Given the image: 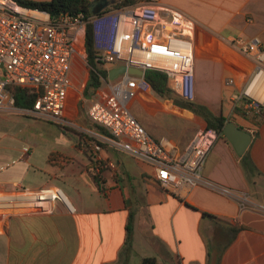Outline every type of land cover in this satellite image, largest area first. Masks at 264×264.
Listing matches in <instances>:
<instances>
[{"label":"crops","instance_id":"obj_1","mask_svg":"<svg viewBox=\"0 0 264 264\" xmlns=\"http://www.w3.org/2000/svg\"><path fill=\"white\" fill-rule=\"evenodd\" d=\"M152 2L179 9L196 24L199 105L252 135L243 157L220 135L202 175L215 186L247 196L255 208H242L236 198L202 186L186 190L183 196L164 191L154 181L152 166L116 149L107 132L90 121L85 103L72 97L73 87L66 118L79 141L54 155L49 180L28 188H61L76 211L71 214L56 202L51 214H22L0 222V264H139L148 257H155L158 264H264V201L258 198L264 193V113L246 110L240 99L256 66L230 44L235 37L264 40V0H150L139 4ZM105 67L109 73L119 68L115 64ZM76 74L74 67L73 81ZM229 78L234 79V86L227 85ZM110 81L108 75L88 101L109 94ZM169 87L173 90L170 80ZM128 107L134 116L137 107L135 117L148 134L154 140L169 139L182 158L207 128L202 117L174 100L162 99L150 87L139 90ZM96 143L102 148L99 156L114 162L115 171L102 168L95 173ZM246 157L254 174L245 165ZM93 176L98 177L100 188ZM15 183L19 182L0 181L6 190H14ZM129 226L131 248L125 250Z\"/></svg>","mask_w":264,"mask_h":264},{"label":"built area","instance_id":"obj_2","mask_svg":"<svg viewBox=\"0 0 264 264\" xmlns=\"http://www.w3.org/2000/svg\"><path fill=\"white\" fill-rule=\"evenodd\" d=\"M92 25L99 60L106 64L125 62L128 68L166 73L172 88L188 102L196 99L195 22L180 10L158 3L105 10L97 16L68 14L52 17L47 11L30 8L16 0H0V111L18 110L34 118L71 127L66 118L67 100L73 88V71L78 57L86 59L85 37ZM230 44L256 66L240 99L246 110L264 108V40L258 36L235 37ZM84 53V54H83ZM111 92L87 108L90 121L105 130L112 145L155 170L154 181L166 192L183 196L186 190L207 187L236 198L242 208H255L247 196L215 186L205 180L203 168L220 134L205 129L190 153L182 158L167 138L154 140L131 113L128 103L141 89L150 87L144 76L122 74ZM142 78V79H137ZM234 86L233 78L226 81ZM11 84L40 92L32 109H18ZM97 166L116 170L112 161L100 156L101 145L93 147ZM6 190L0 185V222L22 214H51L56 202L69 213L75 207L63 189L33 190L20 183Z\"/></svg>","mask_w":264,"mask_h":264},{"label":"rangeland","instance_id":"obj_3","mask_svg":"<svg viewBox=\"0 0 264 264\" xmlns=\"http://www.w3.org/2000/svg\"><path fill=\"white\" fill-rule=\"evenodd\" d=\"M74 65L78 74L75 75L71 95L76 102L80 100L85 103L87 109L90 104L88 100L94 95L93 91H86L90 67L81 57L77 58ZM115 65L121 67L125 62L119 61ZM122 76L121 74L111 80L110 84L117 83ZM176 97L179 96L176 94L170 100L175 101ZM194 103L199 104L197 97ZM136 108L133 109L135 116ZM18 112L13 109L0 111V181H18L24 186L31 187L42 183L43 179L49 180L52 176L50 165L54 155L77 143L79 137L73 128ZM258 198L264 201V193H260Z\"/></svg>","mask_w":264,"mask_h":264},{"label":"trees","instance_id":"obj_4","mask_svg":"<svg viewBox=\"0 0 264 264\" xmlns=\"http://www.w3.org/2000/svg\"><path fill=\"white\" fill-rule=\"evenodd\" d=\"M20 4L47 11L52 17L56 18L63 14L77 16L84 14L86 18L91 17L89 5L93 0H50V1H33V0H16ZM144 1L150 0H123L120 3L106 9L121 8L127 6H134ZM85 51L86 61L90 67L89 84L86 91H93L94 93L102 86L103 80H107L109 72L104 68L105 64L99 60L98 51L95 48V35L92 25L87 26L85 37ZM145 81L150 88L162 99H172L177 94L169 87V77L166 73L150 70L145 74ZM7 90L14 96L15 105L18 109H32L40 95V92L34 88L23 87L20 85L11 84ZM178 95V94H177ZM179 96V95H178ZM176 104L186 110L193 112L204 119L207 124V129H215L220 135H223V129L227 123L224 116H216L208 107L199 105L194 102H188L182 97H176ZM264 113V108L260 109ZM245 165L249 172L254 174L255 168L248 157L244 158ZM94 183L100 188V181L97 176L92 177ZM206 215V214H205ZM209 216V215H206ZM132 222V219H131ZM131 223H129L130 225ZM129 235L125 245V250L131 248V228L129 226ZM139 264H158L155 257L144 258Z\"/></svg>","mask_w":264,"mask_h":264},{"label":"water","instance_id":"obj_5","mask_svg":"<svg viewBox=\"0 0 264 264\" xmlns=\"http://www.w3.org/2000/svg\"><path fill=\"white\" fill-rule=\"evenodd\" d=\"M121 1L123 0H93L89 5V10L91 15L97 16L106 9L116 5L117 3H120ZM113 71L116 72V74H113L112 73ZM128 73L139 76H145V73L142 70L135 68H128L126 65H124L110 71L109 80H113L121 74H128ZM223 135L232 144L236 153L239 156L243 157L247 155L252 142V135L250 133L240 129L234 123L228 122L226 123L223 129Z\"/></svg>","mask_w":264,"mask_h":264}]
</instances>
